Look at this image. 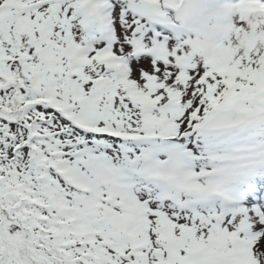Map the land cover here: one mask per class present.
<instances>
[{
  "label": "snow or ice",
  "instance_id": "snow-or-ice-1",
  "mask_svg": "<svg viewBox=\"0 0 264 264\" xmlns=\"http://www.w3.org/2000/svg\"><path fill=\"white\" fill-rule=\"evenodd\" d=\"M0 264H264V0H0Z\"/></svg>",
  "mask_w": 264,
  "mask_h": 264
}]
</instances>
